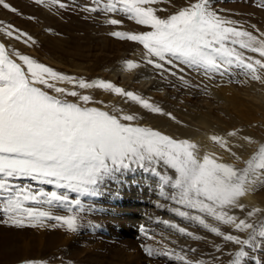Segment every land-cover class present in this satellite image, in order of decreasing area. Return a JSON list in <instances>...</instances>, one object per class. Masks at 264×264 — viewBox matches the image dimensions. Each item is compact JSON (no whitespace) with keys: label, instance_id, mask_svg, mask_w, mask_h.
<instances>
[{"label":"snow or ice","instance_id":"snow-or-ice-1","mask_svg":"<svg viewBox=\"0 0 264 264\" xmlns=\"http://www.w3.org/2000/svg\"><path fill=\"white\" fill-rule=\"evenodd\" d=\"M161 2L169 3L175 10L162 17L158 12L164 9L152 6ZM53 3L59 8L68 6L67 0H53ZM0 5L17 12L5 0H0ZM257 6L264 8V0ZM83 10L103 15L107 25L117 29L125 19L149 28L147 31L113 30L109 35L142 45L146 63L159 69L161 74L176 75L172 67L182 71L180 65H184L205 75L223 76L235 66L246 69L250 79L264 84V77L258 74L264 69V32L255 25L251 27L256 34L244 29L239 21L222 15L211 0H189L181 7H176L174 0H89ZM5 39L23 40L31 46L37 43L27 31L0 21V214L5 217L0 222L23 229L46 226L45 220H56L75 232L76 215H53L39 206L71 203L79 209L80 200L69 201V192L96 196L106 184L138 185L140 181L135 173L139 169L160 177L161 194L164 186H168L170 200L175 205L172 211L177 215L198 222L236 246L228 253L227 264H242V261L247 264L246 257L252 255L255 259L254 253L264 250V217L250 219L260 209L248 211L245 218L232 214L235 209L243 212L245 205L241 198L255 191L257 185H264V143L243 159L240 167L222 161L215 152H204L201 156L197 142L133 123L139 119L134 113L118 116L88 106L95 101L81 90L103 89L150 113L174 119L162 107L110 81L88 80L55 70L11 49ZM245 51L259 54L261 59L245 55ZM125 64L128 69L139 66L131 59ZM66 97L77 98L78 102ZM209 139L241 160L233 151L243 147L237 130L212 134ZM243 141H249V137L244 136ZM163 169L174 170L175 175H166ZM25 180L50 185L53 190L22 183ZM119 195L116 191L115 196ZM30 203L35 206H27ZM207 217L230 226L237 234L221 231L220 227L207 223ZM178 230L186 233L183 227ZM213 247L221 256L225 255L219 245ZM156 255H175L183 264H200L188 259L186 254L164 251ZM218 260L219 257H213L212 264ZM22 264L36 262L25 260Z\"/></svg>","mask_w":264,"mask_h":264},{"label":"rangeland","instance_id":"rangeland-1","mask_svg":"<svg viewBox=\"0 0 264 264\" xmlns=\"http://www.w3.org/2000/svg\"><path fill=\"white\" fill-rule=\"evenodd\" d=\"M5 2L16 8L17 12L13 13L0 5V21L10 22L17 28L27 31L37 41L35 46H31L25 45L23 40L8 41L5 39L11 49L28 54L38 62L68 75L82 76L88 80L99 78L110 81L118 87L141 95L162 107L163 110L165 109V112L186 117V119H205L204 121L210 125L208 129L210 135L217 133L223 135L229 130H237L243 147L233 148V151L241 157V160L232 157L219 145H214L210 139L208 141L213 147L215 146V154H218L222 161L235 163L238 167L242 166L243 159L248 158L254 150L259 148L261 143H264V101H261L264 100L262 97L264 84L250 79L246 75V69L233 66L223 76L219 73L205 75L203 71L198 72L194 68L180 65L182 71L175 66L172 67V71L176 75H169L168 72L161 74L159 69L146 63L143 58L142 45L119 40L109 35L113 30H150L146 26L136 25L126 19L119 29L109 26L103 15L83 10L89 0H67L68 6L65 8H59L57 4L53 3V0H5ZM188 2L189 0H174L176 7L184 6ZM211 4L219 9L222 15L239 21L244 29L252 31L253 34L256 32L251 27L252 25H255L260 32H264V8L257 6L260 4V0H211ZM152 6L164 9V11L158 12L162 17L175 10L165 2ZM30 17L31 19H29ZM245 55L261 59L257 53L245 51ZM129 59L139 65L133 69L131 79L123 81L120 75L113 77L114 71L119 68H123L125 71L129 70L125 64V61ZM165 67L167 68L168 65ZM136 74L140 76L133 77ZM258 74L264 77V69H260ZM139 77L144 81L150 79L147 83L148 87H141L137 84L136 81ZM153 83L157 89L150 93L151 90L148 89ZM58 86L71 88V85L65 84ZM43 90L49 91V94H55L51 90ZM81 91L82 94L91 95L95 101L90 102L88 106L98 107L110 114L119 116L123 113H135V115L138 113L147 120H152L155 114L143 109L140 105L135 109L133 108L134 102L126 101L117 94L103 89ZM233 96L236 97L237 102H242L239 107L235 106V108L229 103L228 98ZM116 97H118L117 100H110V98ZM247 97L248 99H246ZM66 99L78 102L77 98L66 97ZM250 107L254 108L253 111L250 110ZM133 123L140 124V119ZM148 124L147 127L154 129L158 127L152 122ZM172 128L174 129V127ZM244 136L249 137V141L244 142ZM164 174L175 175L174 170L164 171ZM135 177L137 176L135 175ZM129 178L132 179L131 174H129ZM143 178L144 180H141L138 185H126V187L106 184L101 194L96 196H78V194L69 192V201L77 198L80 200L82 207L79 209L77 205L71 203L39 206L41 210L49 211L53 215H76L78 226L75 232L69 231L66 226H61L60 222L56 220H45L49 227H26L23 229L0 222V249L6 247L3 243L6 238L2 237L6 233L18 237L16 241H10L7 248L11 246L13 249L18 248L22 251L24 250L23 244L27 243L34 247V249L28 250L29 256L25 257H22L23 254L17 255L16 249L13 251L1 250L0 264H22L25 260H33L36 264H60L61 261L64 264H183L182 261L176 259L175 255L167 257L156 255V253L170 251L171 245L165 238L168 235H177L180 227L191 228V222L172 211L175 205L170 200V189L168 186H164V194H161L160 177L142 172L141 179ZM22 183H32L34 187L53 190L50 185H39L27 180ZM260 190L262 189L256 190L255 194L260 195ZM116 191H119V197L115 196ZM132 195H142L137 199L143 205L141 209H137L140 217L144 220L149 219L150 223L158 218L161 219L159 221H167V223L163 222L165 224H163V228L166 229V232H170L169 234L156 232L150 235V233L144 232L143 228L134 229V224L130 219L131 217L135 218L136 211L133 212L129 207H125L129 202L132 203L129 201V196ZM27 206L35 205L30 203ZM172 218H174V222L170 221ZM3 219L5 217L0 214V220ZM159 223L160 227L161 222ZM229 230L221 231L227 233L230 232ZM137 231L138 235L135 236ZM187 232L192 234L194 230ZM198 234L199 236L195 235L196 238L193 239L201 240L199 242L203 247L200 248L212 247L214 243L220 246L223 244L220 248L224 249V252L226 251L225 255L216 264H219L220 261L227 264V255L236 246L204 228H201V232ZM150 252L153 255H149ZM259 253L263 254L262 251ZM196 261H199L200 264H212V260L208 261V259Z\"/></svg>","mask_w":264,"mask_h":264},{"label":"bare ground","instance_id":"bare-ground-1","mask_svg":"<svg viewBox=\"0 0 264 264\" xmlns=\"http://www.w3.org/2000/svg\"><path fill=\"white\" fill-rule=\"evenodd\" d=\"M134 70L133 69H129L128 71H125V69L123 68H119L117 69L116 71H114L113 73V77H115L116 75H120L122 77V80L123 81H128L131 79V73L133 72ZM133 74V73H132ZM133 76V75H132ZM140 76L139 74H136L134 75L133 77H138ZM132 77V78H133ZM150 80V79H149ZM149 80H146L144 81L141 77H139V79H137L136 82H138L137 84H139V86H147V83H149ZM136 84V85H137ZM152 84V83H151ZM138 87V86H137ZM148 87V86H147ZM150 89L148 90H151L149 91L150 93L151 92H154L153 90L154 89H157V86H154V83L153 85H150L149 86ZM143 90V89H142ZM114 94V93H113ZM111 95V94H110ZM250 95V94H249ZM253 95V94H252ZM258 95V94H257ZM261 95V94H260ZM108 96V94H107ZM230 96V95H229ZM259 96V95H258ZM109 97V96H108ZM111 97V96H110ZM219 97V96H218ZM261 97V96H260ZM262 97H264V94H262ZM118 97L116 98H110V100H117ZM228 98V97H227ZM245 98V97H244ZM107 99V98H106ZM248 99V97L246 98ZM261 99V98H260ZM228 101L231 105H233V107H239L242 102L239 103V101L237 102V99L235 96L233 97H229L228 98ZM246 101V100H245ZM244 101V102H245ZM251 101V99H250ZM261 101H264V100H261ZM120 102V101H119ZM259 103V102H257ZM262 103V102H260ZM228 104V103H227ZM249 104V103H248ZM253 104V103H252ZM264 104V103H263ZM251 105V104H250ZM249 105V106H250ZM261 105V104H260ZM252 106V105H251ZM138 104H133V108H138ZM235 107V108H236ZM263 107V106H262ZM264 108V107H263ZM111 109V108H110ZM126 109V108H125ZM254 108H251L250 107V110H252ZM165 110V109H164ZM253 111V110H252ZM256 111V110H255ZM130 112V111H129ZM134 112V111H133ZM139 112V111H138ZM165 112V111H164ZM145 113V112H144ZM143 113V114H144ZM133 114V113H132ZM135 114V113H134ZM172 114V113H171ZM138 118L140 119V125L141 126H146V125H149L148 123L152 122L154 123V125H157L158 127H156L155 129L157 130H162L165 134H170L172 135L173 137L177 138V139H189L191 141H195L199 144L200 148H201V156L203 155L204 152H207V153H213L215 152V146L213 147L210 142L208 141L209 139V136L210 134L208 133V129L210 127V125L205 122L204 120H201V119H195V118H191V119H186L179 116V115H176V114H172V117L173 118H170L166 115H163V114H154L153 115V119L152 120H147L146 118L142 117L141 115H139L137 113ZM144 122V123H143ZM209 122V121H208ZM211 124V123H210ZM174 127V129L172 127ZM217 126V125H216ZM147 127V126H146ZM215 127V126H214ZM210 131V130H209ZM219 131V130H218ZM211 132V131H210ZM215 133V132H214ZM218 134V133H217ZM222 135V134H221ZM218 157L219 155L216 154ZM142 171V170H141ZM139 169L137 170V172L135 173V175L137 176L136 178L141 181V180H144L141 179V172ZM165 172L167 171H172L171 169H164ZM131 180V178H129ZM124 187H126V185H123ZM123 187V188H124ZM262 189L260 190L261 193L260 195L258 194H255V191L258 190V189ZM121 190V189H120ZM256 190L253 191V192H250L248 195H246L245 197H242L241 198V203H243L245 205V210L243 212H241L239 209H235L233 210L232 214L236 215V216H239L240 218H245L246 215H247V212L248 211H252L253 209H260V212L256 213L252 218H250L251 220H259L261 217H264V185H260V186H257L256 187ZM259 191V192H260ZM134 192V191H133ZM142 193V192H141ZM148 195V194H147ZM142 195H132V196H129V201H132L129 202L127 205H125V207H129L130 209L134 211H136V216L135 218L134 217H131V222L134 224V229L135 230H140V229H145L144 232H148L150 233V235L156 233V232H160V233H170V232H166V229L163 228V224L164 223L162 221H159L161 220L160 218H158V220H153L154 222H149L148 220H144L143 218L140 217V214L137 213V209H141L142 208V203L141 202H138L137 199L138 197H141ZM128 197V196H127ZM140 199V198H139ZM154 199V198H153ZM147 208V207H146ZM145 213V212H144ZM158 214V213H156ZM161 216V215H160ZM152 219V218H151ZM177 220V219H176ZM171 222H174V218L170 219ZM191 222V225L192 227H188L186 228V233H180V232H177L178 234L177 235H168L165 239L167 241H169L168 244L171 245V252L175 253V254H178V255H187L188 259L191 257L190 260H205L208 259V261L210 260H213V257H219V259H223V257L220 255L219 252H217L214 247H206V248H200V247H203L202 246V243H200L199 241L201 240H195L193 238H196V236H199L198 233L201 232V228H204L202 225H200L198 222L196 221H193V220H189ZM159 222H161V225L159 227L158 224H160ZM176 222V221H175ZM206 222L213 225V226H217V227H220L221 230H224V229H230L229 231L232 232V229L230 226L228 225H222V224H219V222L213 220L211 217H207L206 218ZM177 223V222H176ZM175 223V224H176ZM179 225V223H177ZM45 225L47 227H49V225L45 222ZM165 225V224H164ZM180 227V226H179ZM178 228V227H177ZM174 230L176 228H173ZM205 229V228H204ZM192 232L194 230V232H192L191 235H188L187 231ZM192 230V231H191ZM207 230V229H205ZM9 231V230H8ZM169 231V230H168ZM173 231V230H172ZM7 232V231H6ZM143 232V233H144ZM206 232V231H205ZM207 233V232H206ZM203 234V233H202ZM232 234H236L235 232H232ZM13 235V234H12ZM51 235V234H50ZM135 236L138 235V231L137 233L134 234ZM141 235V234H140ZM139 235V236H140ZM138 236V237H139ZM193 236V237H192ZM2 237L6 238V240L3 242L4 245L6 247H2L0 249V252L1 250L4 251V250H10V251H13L14 249H16L15 251L17 255H20V254H23L22 257H25V256H29V253H28V250L29 249H34L33 245L32 244H23L24 246V250L20 251L18 248H12L11 246L7 248V245L10 243V241H16V239L18 237H13L11 236L9 233L7 234H4L2 235ZM8 237V238H7ZM39 237V236H38ZM51 237H56V236H51ZM201 239V238H200ZM52 240V239H51ZM41 241V240H40ZM203 241V240H202ZM8 242V243H7ZM18 244V243H17ZM209 244V243H208ZM215 244V243H214ZM20 245V244H19ZM47 245V244H45ZM223 244H221L222 246ZM2 246V245H1ZM13 246V245H12ZM29 246V247H27ZM220 246V245H219ZM220 246V247H221ZM233 246V245H232ZM19 247V246H17ZM45 247V246H43ZM170 248V247H169ZM236 248V247H235ZM190 249H195L196 251L195 252H192L190 251ZM235 250V249H234ZM259 251H262L263 254H260ZM259 251H256L254 253L255 255V259H253L252 255H250L249 257H246V262L247 264H264V250H259ZM226 252V251H225ZM3 254V253H2ZM14 254V253H13ZM15 254V255H16ZM192 254V255H191ZM31 255V254H30ZM13 256V255H12ZM228 256V255H227ZM13 259V258H12ZM12 261V260H11ZM207 261V262H208ZM242 264H244V262L242 261Z\"/></svg>","mask_w":264,"mask_h":264}]
</instances>
